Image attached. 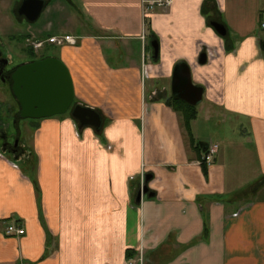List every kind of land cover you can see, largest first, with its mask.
<instances>
[{
  "label": "crops",
  "instance_id": "crops-1",
  "mask_svg": "<svg viewBox=\"0 0 264 264\" xmlns=\"http://www.w3.org/2000/svg\"><path fill=\"white\" fill-rule=\"evenodd\" d=\"M25 1L0 0V43L76 38L46 48L103 126L59 116L15 127L17 155L1 141L0 264H264V0H173L148 20L141 0H77L74 12L42 0L36 22L20 14ZM32 55L24 64L41 60ZM181 63L242 137L223 121L217 139L203 136L198 114L187 123L172 100ZM148 176L154 197L138 203ZM11 225L26 234L9 237Z\"/></svg>",
  "mask_w": 264,
  "mask_h": 264
},
{
  "label": "water",
  "instance_id": "water-1",
  "mask_svg": "<svg viewBox=\"0 0 264 264\" xmlns=\"http://www.w3.org/2000/svg\"><path fill=\"white\" fill-rule=\"evenodd\" d=\"M45 7L42 0H26L20 14L27 17L28 21L36 22ZM213 27L221 36H227L226 28L219 23ZM155 51V60L160 54L159 43L152 44ZM208 54H203L200 65L208 63ZM13 93L21 106L22 119L43 120L66 115L75 103L74 82L70 70L64 62L56 58H46L20 66L12 75ZM173 96L192 107H198L204 101L205 90L193 81L192 71L188 64L181 63L177 66L173 76ZM72 116L82 127L93 126L99 132L102 130L101 116L91 108L75 106ZM152 176L147 177L146 185L142 188L138 203L143 196L154 197L150 192L149 182Z\"/></svg>",
  "mask_w": 264,
  "mask_h": 264
},
{
  "label": "rangeland",
  "instance_id": "rangeland-1",
  "mask_svg": "<svg viewBox=\"0 0 264 264\" xmlns=\"http://www.w3.org/2000/svg\"><path fill=\"white\" fill-rule=\"evenodd\" d=\"M58 2H64V6L66 9L71 10V12H74L75 9H77L78 7V1L77 0H63V1H59ZM75 5V6H74ZM47 18V14L44 13L43 17H42V21L46 20ZM258 25H260V21L258 20ZM72 29V28H71ZM80 30H77L76 33H74L75 35L79 34ZM262 34V38L264 39V32L261 31ZM8 42L10 40H7ZM12 47L14 48V51L12 49H10L9 51L11 52V55L13 56V58L18 60L17 62V66H22L24 65V62L27 59L32 58L31 55L33 57H36L37 59H42V58H53L55 56H58L59 50H56L53 47H49L48 49L46 48L44 51H38L40 53H37L38 55L34 54V52L32 53V51H35L34 49H31V47L27 48L26 44H24L23 42H17L14 41L12 42ZM13 83H5L3 81L0 80V114L3 117V122L0 123V130H4L3 128V124H5V126H7V128L9 126L10 129H8V131L10 132V134H14L16 132L15 127H24L25 125H29L31 123L34 122H38L39 120H30V119H22L19 116V112H20V104L18 103L17 99L14 96L13 93ZM75 103L74 106L71 108V110L66 114L63 115L62 117H66V116H71L72 115V111L73 108L75 107ZM198 112L197 114L199 115L198 117V126L200 128V131H202L203 136H208L211 133H214L213 135H210L208 138L209 139H217V137H219V134L217 133L216 129L218 127V123L219 121H223L225 122V124L223 123V127H225L226 129H228V135L227 137H230L232 139L234 138H239L242 137V135H240V121L238 118L234 117V116H228L229 119L226 120L224 119V117H222L221 115H218L216 113H210L207 103L205 102V100L203 101V103L201 105H199L198 107ZM8 110L10 112H8ZM212 117L211 119L209 117ZM226 122L228 123L226 125ZM201 126V127H200ZM1 139H0V143H1ZM9 223V222H8Z\"/></svg>",
  "mask_w": 264,
  "mask_h": 264
},
{
  "label": "built area",
  "instance_id": "built-area-1",
  "mask_svg": "<svg viewBox=\"0 0 264 264\" xmlns=\"http://www.w3.org/2000/svg\"><path fill=\"white\" fill-rule=\"evenodd\" d=\"M141 1H142L143 16L145 20H148L159 13L167 12L174 4L173 0H141ZM261 30L264 32V21L261 24ZM48 45L50 46L70 45L76 47L78 45V41L76 38L72 36H56L47 41H34L31 43L32 48L37 52L45 49L46 46ZM219 149L220 148L217 145H213L209 147L207 154L204 157V163L207 166L210 167L214 164L215 157L217 156ZM25 234L26 231L17 225H11L7 229V235L9 237H22ZM140 260L141 263L143 264V259L141 258ZM130 264H134V263L130 262Z\"/></svg>",
  "mask_w": 264,
  "mask_h": 264
},
{
  "label": "flooded vegetation",
  "instance_id": "flooded-vegetation-1",
  "mask_svg": "<svg viewBox=\"0 0 264 264\" xmlns=\"http://www.w3.org/2000/svg\"><path fill=\"white\" fill-rule=\"evenodd\" d=\"M44 59L46 58H42L41 60ZM41 60H37V61H41ZM19 67L20 66H16L14 58L10 54V52L3 47V44L0 43V80L9 84L13 83L11 77ZM19 116H20V112H19ZM3 128L4 130H0V139L2 140L1 147L6 152L17 155L19 153L20 140L17 138V135L10 134V132L8 131L9 127L7 128L5 124L3 125Z\"/></svg>",
  "mask_w": 264,
  "mask_h": 264
},
{
  "label": "trees",
  "instance_id": "trees-1",
  "mask_svg": "<svg viewBox=\"0 0 264 264\" xmlns=\"http://www.w3.org/2000/svg\"><path fill=\"white\" fill-rule=\"evenodd\" d=\"M172 100L175 102V104H180V105H182V106H184L186 108V110L184 111V115L186 116L187 123H191L193 120H195L197 118V112L195 111V107L189 106L185 102L180 101V100H178V99H176L174 97L172 98ZM1 122H3V117L0 114V123Z\"/></svg>",
  "mask_w": 264,
  "mask_h": 264
}]
</instances>
